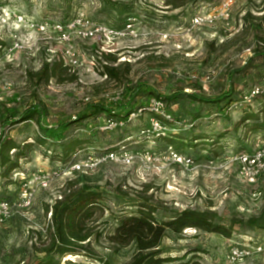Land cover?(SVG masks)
Masks as SVG:
<instances>
[{"label": "rangeland", "instance_id": "obj_1", "mask_svg": "<svg viewBox=\"0 0 264 264\" xmlns=\"http://www.w3.org/2000/svg\"><path fill=\"white\" fill-rule=\"evenodd\" d=\"M170 1L0 0V130L6 129L4 142L13 141L27 154L19 169L0 168V199L14 206L13 217L0 223V264H42L51 218L47 207L69 193L71 182L103 194L105 212L96 230L113 229L119 216L137 215L142 206L153 211L157 222L186 210L207 212L215 223L231 227L232 237L194 228L181 234L167 231L164 257L196 251L186 261L195 255L203 264H264V130H252V121H242L247 112H258L260 101L217 107L189 97L216 98L232 91L234 99H241L261 86L264 54L257 52H264V0H237L228 20L203 27L193 26L194 16L219 10L225 0L191 1L180 8ZM81 21L101 32L80 38ZM59 25L71 36V52ZM65 54H75V67H68ZM107 55L117 61H106ZM55 62L68 69L60 79L46 83L33 76ZM105 66L118 68V78L106 76ZM156 95L177 96L166 105L173 119L169 137L156 133L139 139L151 122L149 113L122 130H101L106 115L71 124L80 114H92L98 103L112 107L122 102L131 110ZM38 102L44 106L42 126L57 128L44 145L36 141L44 134L36 119L7 120L14 118L13 108L20 116ZM61 121L70 125L58 129ZM122 136L129 142L131 163L107 161L84 172L63 173L66 163L56 154L61 155L64 144L89 141L88 154L79 158L99 157L98 148L115 145ZM179 137L194 145L176 149L169 144ZM40 175L48 176L46 185L38 181ZM234 246L249 247L253 254L233 263ZM108 248L104 239H93L91 250L102 261L86 255L57 260L126 264L131 259V247L118 255Z\"/></svg>", "mask_w": 264, "mask_h": 264}, {"label": "trees", "instance_id": "obj_2", "mask_svg": "<svg viewBox=\"0 0 264 264\" xmlns=\"http://www.w3.org/2000/svg\"><path fill=\"white\" fill-rule=\"evenodd\" d=\"M191 1L195 2L197 0H171L169 4H172L174 8H180ZM257 53L264 54V52ZM105 59L106 61L114 63L117 61V58L113 55H107ZM105 69L106 76L118 78V68L105 66ZM66 70L68 69L64 66L63 62L46 63L43 65L42 69L38 73L33 74V76L40 81L49 83L53 78L60 79ZM71 81H73V79H71ZM131 96L132 95H130L128 99L130 103L132 101ZM189 97L194 101L217 107H220L223 103H226L227 106L252 105V103H244V96H242L241 99H234L232 91L224 93L216 98H202L196 95H190ZM176 98L177 96H170L167 98L156 95V97L151 98L148 103L131 110L128 109L130 104H122V102L112 107L98 103L93 106L95 109L92 114H80L71 124L82 123L90 117L106 115L109 117L108 121L117 124L113 130H122L129 122L139 119L144 114L149 113L152 116L151 119H158L165 126V129L158 133V136H165L168 131L167 126L170 122L151 110L150 101L152 99H159L167 105L168 102ZM255 100L260 101L258 112H247L242 121L244 123L252 121V130L262 131L264 130V122H261V120L264 119V89L261 90L252 102ZM43 107V104L38 102L36 105L29 106L20 116H18L19 112L17 109L13 108L11 115H13L14 118H7V120H11V123L17 124L36 119L38 127L44 132L36 141H38L40 145H44L49 135H55L57 128H44L42 126L41 119L44 113ZM140 110H142V113L139 116L132 119L130 118L132 114H136ZM6 125L10 126L9 123ZM69 125L70 122L61 121L58 124V129H66ZM150 126L151 122L148 127L141 130L139 139H150L154 137V134L148 132ZM2 131L3 134L0 138V168L7 169L8 171H15L20 168V161L26 159L27 154L24 148L17 146L13 141L4 142L6 129ZM168 142L174 145L176 149H183L185 146L194 145L192 140L183 139L181 137L173 138ZM91 144L92 143L89 141L74 140L73 142L64 144L61 155L56 154V157L61 162L66 163V168L74 163L81 153L84 152L87 155L90 149L89 145ZM128 146L129 142H126L125 137L122 136L117 144H110L109 146L98 148V150L104 155L111 152H119L123 148L128 149ZM12 151H14L13 158L10 156ZM86 181H92V178L86 177ZM70 185L71 188H69V193L57 201L55 207H47V213L51 214V218L46 227V244L41 250L45 254L42 259V264H59L58 258L61 260L68 256L80 255H86L102 261L103 258L93 254L94 252L91 250L93 239L96 243L104 239L108 243V249L113 255H118L123 249L133 248L131 259L126 264H203L195 255L186 261L188 255L194 254L196 251L190 252L182 257H164L161 246L167 235V231L181 234L186 229L194 228L206 233L218 234L228 239H230L233 234L231 227L215 223L213 216L207 212L186 210L168 221L157 222L153 216V211L147 206H142L140 213L137 215L119 216L113 229L96 230L95 227L99 225L98 222L104 216L105 212L104 206L102 205L103 194L94 191V188L89 186V184H85L80 188H75L76 184L73 182H71ZM105 225H108V223L106 222ZM105 264H109V262H105Z\"/></svg>", "mask_w": 264, "mask_h": 264}, {"label": "built area", "instance_id": "obj_3", "mask_svg": "<svg viewBox=\"0 0 264 264\" xmlns=\"http://www.w3.org/2000/svg\"><path fill=\"white\" fill-rule=\"evenodd\" d=\"M237 0H225L222 4V7L219 10H216L214 12H207V13H201V14H197L196 16H194V18L192 19V23L194 27H203V26H207L210 24L215 23L218 20H228L230 18V8L233 5L234 2H236ZM82 24V26H84L85 28L80 30L78 32V35L80 38L83 39H90L92 37H94L95 34L101 32L100 28H91L90 22H84L81 21L78 26H80ZM75 29H78L76 27V25L74 26H70ZM57 30L59 31V33H63V39L64 41L67 43V45L71 46L69 48V52H71V50L73 49V41L71 39V36L68 35V33L64 32V27L63 25H59L57 27ZM16 49L21 48L19 46V44H16ZM63 60L65 61V63L67 62V58H69V62L68 63V67L69 68H73L76 66L77 63H74V61H76V56L75 54H65L62 56ZM264 89V77L262 79V84L261 86H255L250 93H248L247 95L244 96L243 101L244 103H252V101L254 100V98L261 92V90ZM151 110L154 111L158 116L162 117L163 119H166L169 122H172V116L168 113L167 109H166V104L159 100V99H152L151 101ZM142 113V110H140L138 113L136 114H132L130 116V118H134L136 116H139ZM117 126L116 123L111 122V121H107L106 126L102 127V130H113L115 127ZM165 129V126L162 124V122L158 119H151V126L150 129L148 130L149 133L152 134H158L160 133L162 130ZM3 131L0 130V138L2 137ZM133 157L130 156V153L128 151V149L123 148L121 151L119 152H111L109 154H104L101 155L99 157H94V156H86L85 158H79L72 163L70 166L66 167L63 170V173H80V172H84L85 168H92V167H96L94 163H104L107 161H121L124 164H129L131 163ZM95 160L97 162H95ZM248 159H246L247 161ZM98 164V165H99ZM38 181L42 182V184H47L48 183V176L45 175H40L37 177ZM14 215V206L13 204L8 201V200H4V199H0V223H3L9 219H11ZM263 251V247H258V252H262ZM253 254V251L246 246H234L233 248H231L230 250V256H229V260L233 263H236L237 261L242 260L243 258L249 257L250 255Z\"/></svg>", "mask_w": 264, "mask_h": 264}]
</instances>
